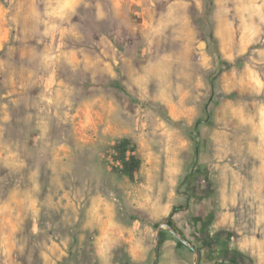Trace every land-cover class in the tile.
Here are the masks:
<instances>
[{"label":"rangeland","instance_id":"1","mask_svg":"<svg viewBox=\"0 0 264 264\" xmlns=\"http://www.w3.org/2000/svg\"><path fill=\"white\" fill-rule=\"evenodd\" d=\"M166 219L264 264V0H0V264H154Z\"/></svg>","mask_w":264,"mask_h":264},{"label":"trees","instance_id":"2","mask_svg":"<svg viewBox=\"0 0 264 264\" xmlns=\"http://www.w3.org/2000/svg\"><path fill=\"white\" fill-rule=\"evenodd\" d=\"M113 150L115 152L114 160H115L116 169L118 170V172L121 175L128 177L129 179H133L135 174L139 171L141 167V160L138 157L136 145L132 142L131 139L121 138L116 141L113 147ZM182 209L183 208H174L173 215L177 213L178 211H181ZM167 220L168 219H166L165 221ZM168 222L175 230L178 231V229L174 225V222L171 219H169ZM163 241H164V231L161 232L160 245L163 243ZM176 241H177V245L180 246L181 248H187L184 244H182L177 239Z\"/></svg>","mask_w":264,"mask_h":264},{"label":"water","instance_id":"3","mask_svg":"<svg viewBox=\"0 0 264 264\" xmlns=\"http://www.w3.org/2000/svg\"><path fill=\"white\" fill-rule=\"evenodd\" d=\"M163 230H168L178 241L188 247L196 256L195 264H201L202 254L199 249H197L186 237L180 234L177 230H175L169 222L162 223L157 231V235L155 238V260L154 264H159L160 258V236ZM224 264V263H218Z\"/></svg>","mask_w":264,"mask_h":264},{"label":"crops","instance_id":"4","mask_svg":"<svg viewBox=\"0 0 264 264\" xmlns=\"http://www.w3.org/2000/svg\"><path fill=\"white\" fill-rule=\"evenodd\" d=\"M160 258H162V256H161ZM160 258H159V259H160ZM163 264H182V262H181V261H178V260H174V259L171 257V259H170L169 261H167V262H163Z\"/></svg>","mask_w":264,"mask_h":264}]
</instances>
